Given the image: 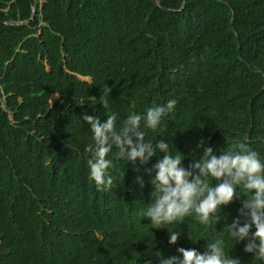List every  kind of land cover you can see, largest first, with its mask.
I'll return each mask as SVG.
<instances>
[{
	"label": "trees",
	"instance_id": "obj_1",
	"mask_svg": "<svg viewBox=\"0 0 264 264\" xmlns=\"http://www.w3.org/2000/svg\"><path fill=\"white\" fill-rule=\"evenodd\" d=\"M169 100L159 126L142 130L183 166L201 139L215 155L246 142L264 162V0H0V264H159L215 239L258 264L221 232L243 195L216 224L142 218L145 169L164 153L142 165L113 148V188L89 179L83 115L115 113L119 128Z\"/></svg>",
	"mask_w": 264,
	"mask_h": 264
},
{
	"label": "clouds",
	"instance_id": "obj_2",
	"mask_svg": "<svg viewBox=\"0 0 264 264\" xmlns=\"http://www.w3.org/2000/svg\"><path fill=\"white\" fill-rule=\"evenodd\" d=\"M175 104V100H169L147 108L143 114H129L119 128L115 113L104 122L98 116L83 115V122L93 134V145L87 149L89 179L97 191L113 188V178L107 174L113 167L112 161L107 159L113 148L118 149L121 159L133 163L138 160L142 165L162 152L163 158L145 169L151 177L152 191L150 201L141 212L142 218H148L157 229L162 225L183 223L190 215L202 225L216 224L221 220V206L243 195L246 198L238 215L230 223L226 222L221 232L234 243L244 241L243 251L251 254L258 264H264V162L246 142H236L230 149L215 155L213 148L201 139L196 147L202 155L187 167L183 166L182 153L169 152V145L163 140L154 144L146 141L142 130V125L156 129ZM180 234L177 230L169 231L168 243L176 244ZM176 251L178 256L161 258L159 264H241L239 257L226 252L224 239L207 243L203 252L184 247Z\"/></svg>",
	"mask_w": 264,
	"mask_h": 264
},
{
	"label": "rangeland",
	"instance_id": "obj_3",
	"mask_svg": "<svg viewBox=\"0 0 264 264\" xmlns=\"http://www.w3.org/2000/svg\"><path fill=\"white\" fill-rule=\"evenodd\" d=\"M81 78L85 79V80L89 79L87 76H82ZM55 98H56V94L55 93L51 94L50 97H49L50 103H52Z\"/></svg>",
	"mask_w": 264,
	"mask_h": 264
},
{
	"label": "water",
	"instance_id": "obj_4",
	"mask_svg": "<svg viewBox=\"0 0 264 264\" xmlns=\"http://www.w3.org/2000/svg\"><path fill=\"white\" fill-rule=\"evenodd\" d=\"M10 22H13V21H10Z\"/></svg>",
	"mask_w": 264,
	"mask_h": 264
}]
</instances>
